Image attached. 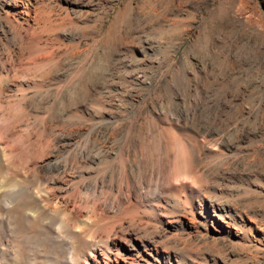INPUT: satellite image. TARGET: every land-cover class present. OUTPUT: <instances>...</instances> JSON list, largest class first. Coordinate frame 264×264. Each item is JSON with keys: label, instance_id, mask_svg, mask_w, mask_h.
<instances>
[{"label": "rangeland", "instance_id": "rangeland-1", "mask_svg": "<svg viewBox=\"0 0 264 264\" xmlns=\"http://www.w3.org/2000/svg\"><path fill=\"white\" fill-rule=\"evenodd\" d=\"M0 172L43 264H264V0H0Z\"/></svg>", "mask_w": 264, "mask_h": 264}, {"label": "bare ground", "instance_id": "bare-ground-1", "mask_svg": "<svg viewBox=\"0 0 264 264\" xmlns=\"http://www.w3.org/2000/svg\"><path fill=\"white\" fill-rule=\"evenodd\" d=\"M81 151L83 152L84 148H82ZM121 157H122V159H121V161H122V164H121L122 165V170H123V172L125 174V159L123 157V154H122ZM7 170H9V169H7ZM1 175H4V174L0 172V176ZM179 176L180 175L175 173V175L173 177L178 179ZM181 177L182 176H180V178ZM124 181H125V184L127 186L130 184V187H131V183H129L130 181H129L128 177H126V179ZM3 182L6 183L7 181H2V180L0 181V264H43V260H45V256H44L43 253L41 254V253H37V252L34 253L33 252L31 243H32L33 240L35 241L36 237H35V235L31 236L30 233L32 231L34 232V228H35L34 224L37 223L36 219L38 220V217H37L38 213L41 212V211L43 212L46 206L43 205L44 203L42 204V202L40 200L41 198H39L40 196H37L36 193L31 191L29 186H24L22 184H19V183L13 181V180L9 181L4 186ZM157 183H158V181H157ZM159 183H161V182H159ZM122 191H124V190H122ZM15 206L17 208H21L22 209L21 213L20 212H18V213L14 212V207ZM49 213H48V215H49ZM52 213H54V212L52 211ZM52 213L49 215L50 217H47L48 219L46 218L47 219L46 221H43V222H41L39 224V227H40L39 229L40 230H38V233H39L38 238L42 239L43 243H45V240L48 241V243L51 246L50 251L52 250V252H53V249L58 251L60 249L66 248L65 245H68L67 242H71V241L75 242V240H79V239H83L84 241H87L88 238L91 237V235H90L87 238L86 234L83 233L84 231H86V228H84V231H83V228H82V225L85 224V221L80 220V219H78V221H75L74 219L73 220H69V221H73V222L75 221L73 223L74 227H72L70 229H67L66 236H63V234L61 235L62 231L60 233V227L62 225L61 224L62 222L60 223L59 220L57 221V219H58L57 217L58 216L56 217V215H52ZM92 214L93 213H91V215ZM64 215H65V213H64ZM64 215H62V216H64ZM84 215H85V213H84ZM91 215H89L90 217L89 216L88 217L91 218ZM53 216L55 217V219L53 218ZM96 217H97V215L95 216V218ZM81 218H82V216H81ZM62 220L63 219L61 218V221ZM64 220H65V218H64ZM11 222H14V224H15L13 232H15V234H16V232L17 233H21V235L18 237V239L15 238L16 240L14 242H9V240L7 239V236H6V232H7L6 231V227H8L6 224H8V223L11 224ZM55 222H57V223H55ZM67 224H69V223L67 222ZM55 226H56V228H55ZM63 228H65V227H63ZM47 231H49V233H48V235H45V233ZM93 231L95 232V230H93ZM64 232H66V231H64ZM94 236H96V235H94ZM40 244H41V242H40ZM76 245H77V243H76ZM89 245H90L89 247L92 246V244H89ZM94 246H96V245H94ZM38 248H39V246H38ZM22 249H24L26 251L25 252L26 255L24 254ZM73 249L75 250V247ZM41 250L42 249H40V251ZM48 254H50V253H48ZM48 254H47V256H48ZM72 255H74V254H72ZM72 255H70V256H72ZM48 258H52V257H48ZM64 261H65V259H64ZM149 261H150V259H149ZM78 263H79V261H78Z\"/></svg>", "mask_w": 264, "mask_h": 264}]
</instances>
